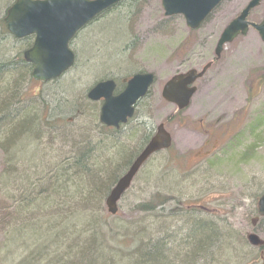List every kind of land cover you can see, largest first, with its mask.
I'll return each mask as SVG.
<instances>
[{
    "label": "rangeland",
    "instance_id": "obj_1",
    "mask_svg": "<svg viewBox=\"0 0 264 264\" xmlns=\"http://www.w3.org/2000/svg\"><path fill=\"white\" fill-rule=\"evenodd\" d=\"M248 1L222 0L195 30L187 28L181 15L165 17L160 0L124 1L74 36L69 48L75 62L60 78L29 85L30 93H41L55 108L50 113L59 118L52 136L56 130V135L59 130L74 134L84 130V137L75 142L79 146L91 144L92 155L102 149L114 153L112 150L120 144L137 152L144 145L142 137L151 136L157 124L164 122L172 138L171 147L143 164L118 201L116 215L106 211L103 198L96 204L94 215L97 221L129 240L132 235L143 239L144 233L162 238L170 235L177 240L173 246H177L179 240L185 242L190 230L187 224L193 221H200L191 228L196 235L220 234L219 242H223V235L231 236L224 241L229 244L228 249L226 245L222 248L220 243L214 244L213 259L208 263L199 260L198 264H264L258 260V249L245 238L248 232L255 231L264 239V220L260 222L258 218L252 224L256 201L264 189V41L249 29L226 44L214 60L219 34ZM263 17L264 0L251 10L248 19L259 22ZM125 39V58H113L112 46L107 44ZM11 47L15 53H22L26 45L23 41L11 42ZM209 60L213 63L195 83L197 91L189 106L176 112L175 105L161 97L164 82L177 72L200 69ZM139 71L155 75L132 119L131 124L141 121L142 127L112 132L98 122L101 102L87 100L86 92L105 78L114 79L119 86ZM68 100L75 102L80 112L64 109ZM172 114L174 117L166 122ZM56 135L44 144L53 151L45 147L44 152L64 157L71 149ZM121 149L124 150L119 148L117 155ZM5 167V155L0 149V264H7L3 258L4 220H8L11 205H16L23 194L15 189V201L6 197L1 181ZM155 193L169 199L153 212L136 208Z\"/></svg>",
    "mask_w": 264,
    "mask_h": 264
},
{
    "label": "trees",
    "instance_id": "obj_2",
    "mask_svg": "<svg viewBox=\"0 0 264 264\" xmlns=\"http://www.w3.org/2000/svg\"><path fill=\"white\" fill-rule=\"evenodd\" d=\"M13 1L0 0V149L6 159L1 181L8 199L15 201V189L23 194L16 200V205H11L13 210L7 215L8 220H4L5 263L198 264L199 260L208 263L213 259L214 244L220 243L222 248L226 245L228 249L229 244L224 241H228L231 236L223 235V242H219L220 234L202 237L191 233L192 226L200 221L192 220V223L187 224L190 230L185 234V242L179 240L177 246H173L177 240L170 235L162 238L144 233L143 239L132 235L129 240L103 221H97L94 215L96 204L101 198L105 201L138 150L131 151L125 144H120L112 150L114 153L108 150L110 153L107 155V149H102L98 155H92L91 144L79 146L75 142L77 138L84 137V130H78L76 134L59 130L58 135L56 130V137L71 151L64 153V157L44 152L47 148L44 146L45 141H52L55 137L52 136V129L56 127L55 122L59 117L51 115V110L55 108L50 107L45 96L29 92V85L33 82L30 77L31 65L23 60L21 52L12 50L11 42L23 41L26 47L31 44L30 37L21 40L12 38L2 21L1 14ZM122 19L124 23V14ZM126 43L125 39L107 44L112 46L113 51L110 52L113 58H125L122 51ZM116 62L119 61L116 59ZM122 85L120 83L119 87ZM68 101V108L64 109L80 112L75 102ZM55 107L59 108L57 105ZM173 117L174 114L170 115L166 122ZM135 126L129 130H135ZM137 128L141 129V126ZM149 136H141V144H145ZM50 148L49 145L47 149L53 151ZM119 148L124 150L121 149L117 155ZM45 156L47 159L44 160ZM168 199L155 193L136 208L153 212ZM35 214L38 217H31ZM263 220L259 218L260 222ZM130 247L132 249L128 250ZM258 251V260L264 263V248L260 247Z\"/></svg>",
    "mask_w": 264,
    "mask_h": 264
},
{
    "label": "water",
    "instance_id": "obj_3",
    "mask_svg": "<svg viewBox=\"0 0 264 264\" xmlns=\"http://www.w3.org/2000/svg\"><path fill=\"white\" fill-rule=\"evenodd\" d=\"M124 0H14L6 9L4 23L8 33L15 39L33 35L29 48L22 53L23 59L32 65L31 78L47 82L59 78L74 64V54L69 42L87 23L97 15ZM222 0H160L166 17L181 15L189 29L198 28ZM262 0H249L241 11L221 31L214 48L219 58L223 46L237 36L245 35L249 28L255 30L264 41V17L258 22L247 19L249 12ZM211 63L201 70L189 69L173 75L161 89L165 102L174 104L177 110L186 108L196 87L192 84L202 77ZM154 82L150 72L133 74L124 88L114 94L115 82L104 79L96 82L86 94L90 101L102 100L98 120L107 127L118 128L126 123L134 112L136 102L144 97ZM171 136L164 124L159 123L153 136L134 158L127 171L120 176L105 199L108 213L117 212V201L130 186L134 176L145 161L154 153L168 149ZM256 209L264 217V190L257 199ZM251 246L264 245V239L254 232L246 235Z\"/></svg>",
    "mask_w": 264,
    "mask_h": 264
},
{
    "label": "flooded vegetation",
    "instance_id": "obj_4",
    "mask_svg": "<svg viewBox=\"0 0 264 264\" xmlns=\"http://www.w3.org/2000/svg\"><path fill=\"white\" fill-rule=\"evenodd\" d=\"M210 61V60H209ZM206 63H208V62H206ZM137 108V106L135 107V109ZM140 122V124L138 123V121H137V125L136 126H141L142 127V122L141 121H139ZM132 123V120L130 119L127 123H126V125H127V127H128V129H130V128H132L134 125L133 124H131ZM125 125V126H126ZM113 131H115V132H118L120 129H117V130H115V129H112ZM140 150V149H139ZM139 150H138V152H139ZM137 152V153H138Z\"/></svg>",
    "mask_w": 264,
    "mask_h": 264
},
{
    "label": "bare ground",
    "instance_id": "obj_5",
    "mask_svg": "<svg viewBox=\"0 0 264 264\" xmlns=\"http://www.w3.org/2000/svg\"><path fill=\"white\" fill-rule=\"evenodd\" d=\"M13 2H14V1H13ZM13 2H12V3H13ZM108 9H110V8H108ZM108 9H106V10H108ZM5 12H6V10H5ZM5 12H4L3 14H1L3 23H4ZM23 51H24V50H23ZM23 51H22V53H23Z\"/></svg>",
    "mask_w": 264,
    "mask_h": 264
}]
</instances>
